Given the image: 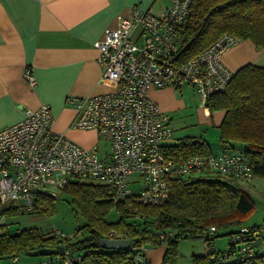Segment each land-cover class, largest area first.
<instances>
[{"label": "built area", "instance_id": "1", "mask_svg": "<svg viewBox=\"0 0 264 264\" xmlns=\"http://www.w3.org/2000/svg\"><path fill=\"white\" fill-rule=\"evenodd\" d=\"M192 1L170 0L159 13L132 7L129 17L118 15L116 27L106 29L104 38L94 43L101 78L114 87L101 94L67 97L65 103L74 112L70 128L95 131L107 142V150L84 148L56 133L47 104L25 109L20 121L0 129L1 205L30 212L40 196L57 199L71 179L107 187L114 201L129 197L125 207L162 204L171 180L199 173L230 174L244 183L252 179L244 158L229 148L215 155L176 156L168 143L174 133L170 115L149 95L152 89L179 92L189 87L205 106L232 77L223 55L239 41L229 34L186 62L178 61L181 25ZM24 77L35 84L29 71ZM249 233L241 227L231 240H244ZM109 238L122 237L110 233ZM136 261L145 264L139 256Z\"/></svg>", "mask_w": 264, "mask_h": 264}, {"label": "trees", "instance_id": "2", "mask_svg": "<svg viewBox=\"0 0 264 264\" xmlns=\"http://www.w3.org/2000/svg\"><path fill=\"white\" fill-rule=\"evenodd\" d=\"M223 34L239 42L248 40L257 50H264V0H193L181 25L178 61L186 62ZM205 108L210 114L224 113L218 126L219 143L244 158L250 181L244 183L230 174L199 173L171 180L162 204L125 207L129 197L114 201L107 187L71 179L59 197L67 195L84 219L74 239L36 228L10 234L0 226V261L48 249L56 252L42 255L47 261L35 264H139L137 256L149 264L144 259L145 246L164 245L161 264H177L179 241L193 237L204 240L207 248L205 254L191 256L192 264H264V223L243 225L254 209L243 184L264 180V65L246 64L237 69L224 91L207 98ZM235 143L240 146L231 145ZM171 151L184 158L211 154L207 142L196 136L179 138ZM55 200L40 196L28 213H49ZM112 210L118 218L108 222L106 216ZM22 212L17 206L0 204V215ZM211 227L215 228L213 233L209 232ZM241 227L249 229L248 238L232 241ZM110 233L128 239L130 248H100L99 239L109 238ZM220 236H227L229 241L223 252L214 248V240ZM61 246L63 254L59 252Z\"/></svg>", "mask_w": 264, "mask_h": 264}, {"label": "crops", "instance_id": "3", "mask_svg": "<svg viewBox=\"0 0 264 264\" xmlns=\"http://www.w3.org/2000/svg\"><path fill=\"white\" fill-rule=\"evenodd\" d=\"M170 5V0H0V129L20 121L25 109L47 104L56 133L84 148L97 146L100 140L95 131L70 128L74 112L65 99L113 89L111 82L101 78L94 43L104 38L106 29L116 27L118 15L129 17L132 7L159 13ZM223 62L233 72L246 64L264 65V50H257L248 40L240 41L224 53ZM25 71L34 78V85L26 82ZM182 91L152 89L149 95L173 117L192 107V100ZM202 112V123L214 114L217 127L224 115L210 114L205 106ZM193 135L207 142L212 155L223 148L219 142L211 145L202 134ZM158 248L143 250L149 264H161L164 246ZM191 249L192 254L179 256L177 264H192V255H203L197 243ZM20 259L10 260L17 264Z\"/></svg>", "mask_w": 264, "mask_h": 264}, {"label": "rangeland", "instance_id": "4", "mask_svg": "<svg viewBox=\"0 0 264 264\" xmlns=\"http://www.w3.org/2000/svg\"><path fill=\"white\" fill-rule=\"evenodd\" d=\"M182 89V94L192 100V107H188L186 112H184L185 114L179 113L173 117L169 114L170 124L174 129V133L172 139L168 141V143L175 144L177 140L183 136L202 134L206 139H208L211 145L218 144L219 130L215 125V115L213 114L212 119L206 120L202 123V119L204 118V114L202 112L204 106L198 100L197 93L195 94L189 87H183ZM99 140L100 142L97 146L99 147L100 152L107 150V142L103 140V138H100ZM243 186L247 189L254 201V209L251 214L245 218L243 225L252 226L264 223V180L253 179L250 184H243ZM69 201L70 199L67 195H62L61 197L58 196L49 213L35 214L24 211L20 214L0 215V226L4 231H8L10 234L21 229L36 228L42 230L43 232H53L58 235L62 234L66 238L74 239V234L84 225V219L73 209ZM117 218L118 214L115 210H112L106 216V220L108 222H115ZM194 242L202 248L203 254H205L201 240L199 238L190 237L179 241V256H188L192 254L190 252L192 251L191 247ZM218 242L221 243V245ZM228 243L229 241L227 236H220L214 240V248L217 251L223 252L227 250ZM159 246H145L144 249L158 250L160 249L158 248ZM46 258L47 257H43L42 255L36 257L22 256L19 263H40L42 261H47ZM0 264L13 263L10 259H4L0 261Z\"/></svg>", "mask_w": 264, "mask_h": 264}, {"label": "water", "instance_id": "5", "mask_svg": "<svg viewBox=\"0 0 264 264\" xmlns=\"http://www.w3.org/2000/svg\"><path fill=\"white\" fill-rule=\"evenodd\" d=\"M98 246L106 250H125L130 248V241L124 238H101L98 241ZM56 251H51L48 249H40L28 254L29 257H35L37 255H50L54 254ZM60 254L64 253V247L59 248Z\"/></svg>", "mask_w": 264, "mask_h": 264}]
</instances>
